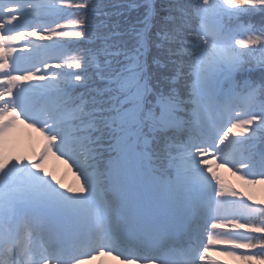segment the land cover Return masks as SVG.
Returning a JSON list of instances; mask_svg holds the SVG:
<instances>
[{
  "label": "snow or ice",
  "instance_id": "obj_1",
  "mask_svg": "<svg viewBox=\"0 0 264 264\" xmlns=\"http://www.w3.org/2000/svg\"><path fill=\"white\" fill-rule=\"evenodd\" d=\"M258 189L264 0H0V264H264Z\"/></svg>",
  "mask_w": 264,
  "mask_h": 264
},
{
  "label": "rangeland",
  "instance_id": "obj_2",
  "mask_svg": "<svg viewBox=\"0 0 264 264\" xmlns=\"http://www.w3.org/2000/svg\"><path fill=\"white\" fill-rule=\"evenodd\" d=\"M21 147L23 150L25 151L27 150L28 141L26 137L22 139ZM48 168L50 171L55 172L58 175V177L62 178L68 185H71L75 180V177L72 175V173L59 161L51 160L48 164ZM222 176L226 180V182L239 185V181L236 179V177L232 176L230 172L222 171ZM256 195H257V198H264V191L258 189L256 192ZM92 264H116V262L111 260L108 257H101L93 261Z\"/></svg>",
  "mask_w": 264,
  "mask_h": 264
}]
</instances>
